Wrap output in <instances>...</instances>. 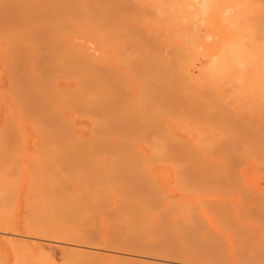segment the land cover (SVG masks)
<instances>
[{
  "label": "bare ground",
  "instance_id": "bare-ground-1",
  "mask_svg": "<svg viewBox=\"0 0 264 264\" xmlns=\"http://www.w3.org/2000/svg\"><path fill=\"white\" fill-rule=\"evenodd\" d=\"M152 1L147 21L131 0H0V231L17 264H57L51 239L65 264L103 263L85 243L102 222L150 264H264V44H248L264 0ZM201 56L225 75L193 77ZM225 92L233 109L210 99ZM25 173L21 235L1 224Z\"/></svg>",
  "mask_w": 264,
  "mask_h": 264
},
{
  "label": "rangeland",
  "instance_id": "rangeland-1",
  "mask_svg": "<svg viewBox=\"0 0 264 264\" xmlns=\"http://www.w3.org/2000/svg\"><path fill=\"white\" fill-rule=\"evenodd\" d=\"M132 1H134V3H133V5L135 4L137 7H142V9H143V11L144 12H148L147 14L149 15V16H151L150 17V19L148 18V15L145 13V16H147L146 18L148 19H146L147 21H149V20H155V19H159V17H161V15L158 13L159 12V10L155 7V5H154V3H153V1L152 0H131V2ZM155 1H157V0H155ZM149 10H151L152 12H153V14H152V12L151 11H149ZM151 12V13H150ZM155 14V15H154ZM157 14V15H156ZM159 14V15H158ZM156 17V18H155ZM140 28V27H139ZM197 29H200L201 30V34H202V36H203V38L207 41V42H212L213 41V39L212 38H208L207 36H208V34L209 33H207V30H206V28H205V25H201V26H199ZM254 31H255V29H253V39H252V42L253 43H251V42H249L248 44H249V46H254L255 44L256 45H263L264 44V39H262L261 37H259V35L256 33L257 31H255V33H254ZM207 35V36H206ZM210 35V34H209ZM207 37V38H206ZM211 37V36H210ZM255 37H257V38H255ZM212 40V41H211ZM255 40V41H254ZM261 40V41H260ZM128 46H130L129 47V50L131 49H134V47H132V44L130 43V42H127L126 43ZM127 45L125 46L126 48H128L127 47ZM130 50V51H131ZM199 63H198V61H196V63L197 64H194V66L193 67H191L190 68V73L192 74V76L193 77H195V78H197L198 76H199V74H200V69L203 67V68H205V67H207V65H208V62H207V59L205 58V57H203V56H201V58L199 57ZM202 60V61H201ZM205 66V67H204ZM197 76V77H196ZM198 79V78H197ZM5 84H4V83ZM8 87V81H7V78L4 76V75H2V77H0V87H3V88H6V87ZM211 93V92H210ZM212 93H214V92H212ZM228 94V93H227ZM211 97L212 98H210V96H209V98L211 99V100H213V98L214 99H219V97H221L222 99H225L226 98V100H224V102H222V101H220V103L222 104H224V105H227V107H229L230 108V105H231V108H232V106H234L233 105V103H232V99L231 98H229V99H231V103L229 104V103H227L226 102V104H225V101H227V100H229L228 98H227V95H226V92H225V94H223V96L222 95H217V94H214V96L213 95H211ZM229 97V96H228ZM221 99V100H222ZM219 101V100H218ZM215 102V104H216V101H214ZM229 104V105H228ZM233 109V108H232ZM264 115V114H263ZM264 117V116H263ZM264 119V118H263ZM26 132L28 133V135H29V139L25 142V147L28 149V150H30V149H32V147H33V144H34V142H33V140H32V137H33V135H34V133L32 132V128L31 127H28L27 129H26ZM177 132H178V134L180 135V134H182V132L181 131H178L177 130ZM28 180H29V178H28V176H27V173H25L24 175H23V177H22V179H21V182H20V189H19V193H18V196H19V194H20V196L18 197V201H17V204H16V208H14V213H12V215H13V217H14V215H15V218H14V220H13V217L11 218H9V220H8V218H6L8 221H6V224L8 223L9 225H10V223L12 224L9 228H8V224L7 225H5V222H3L1 225V227H3L4 228V226H5V228L6 229H8L9 231H16V233H18V234H21V235H26V233H27V231L28 230H26V228H27V226L30 228V225L33 223V218H32V215H31V213H30V210H29V208H27L26 207V205L25 204H28V203H30V199H31V197H30V199H28V200H26L27 198H26V195L28 196V194H27V192L29 191V185L30 184H28ZM24 183V184H23ZM21 190H22V192H21ZM30 195V194H29ZM30 196H32V194L30 195ZM21 199V200H20ZM32 199H33V196H32ZM28 201V202H27ZM35 201V200H34ZM29 207V206H28ZM16 210V211H15ZM18 212V213H17ZM19 214V215H18ZM11 216V215H10ZM17 216V217H16ZM107 222H105V223H101V225H98L97 227H96V231H94V232H98V234H100V236L97 234V233H94V235L93 236H89L90 237V239L88 240H85V243H87V244H89V243H92L93 245H95L94 243H96V245H98V247H100V248H102L103 250L102 251H99L98 252V250L96 251V250H92L91 251V253H94V254H96V255H102L103 257H104V260L105 261H103V263H100V262H96L95 264H104V262H107L108 264H127V262H128V264H150V263H148V261L146 260V259H144L145 257H142V255H145V254H140V255H138L137 257H135L136 255H137V253H139V250L140 249H138L137 247H135V249H133V245H130L129 243H128V245L130 246V247H132V248H130L129 246H127V243H123L122 244V246H121V243H120V245H119V243H117V241H116V238H117V236H116V238H111V237H114L115 235H114V233H111L110 231L108 232V230H109V225L107 226ZM27 225V226H26ZM209 226V225H208ZM97 229H98V231H97ZM209 229L211 230V231H213V232H211L212 233V237H215L214 235H215V233H217L216 232V230L214 229V228H211L210 226H209ZM7 230V231H8ZM0 264H17V262H18V259H19V256L20 255H18L17 256V254L15 255L12 251H14V250H12L11 249V247L8 245V243H7V235L5 234V233H2L1 231H0ZM111 234H113V235H111ZM101 238V241H99V237ZM102 235H105V236H110V239H113V241H112V243L113 242H115L116 244H113V246L115 245V248L112 246V245H110V247H113V248H110L108 245L111 243H106L107 241H110V239L108 238V240H107V237H101ZM98 237V238H97ZM216 237H218V236H216ZM4 238V239H3ZM119 239V238H118ZM53 240V241H52ZM97 240V241H96ZM49 241V244H50V246H51V250L53 251V253H54V255H55V259H56V261H57V264H65V260L63 261V257L64 256H66V253H65V249H68L67 247H66V245H64V243H62V242H56L57 240L56 239H51V240H48ZM32 242V241H31ZM55 242V243H54ZM94 242V243H93ZM111 243V244H112ZM61 244V245H60ZM117 245H118V247H117ZM65 246V247H64ZM116 247H117V249H116ZM120 247H123V248H125V249H123L122 250V248H120ZM106 248V249H105ZM120 248V249H119ZM110 249V250H109ZM112 249H113V251H112ZM85 250V249H84ZM84 250H82V251H84ZM117 250V251H116ZM122 250V251H121ZM134 250L137 252H134ZM86 252H87V250H85ZM118 251H121V252H118ZM88 252H90L89 250H88ZM108 252V253H107ZM110 252V253H109ZM126 252V253H125ZM136 253V255H134ZM125 254V255H124ZM134 255V256H133ZM18 258H17V257ZM67 257V256H66ZM119 258V259H118ZM20 259H21V257H20ZM117 259V260H116ZM120 259H121V263H119L120 262ZM17 260V261H16ZM114 260H116V261H114ZM63 261V262H62ZM69 261V260H68ZM118 261V262H117ZM16 262V263H15ZM19 262H22V260L20 261L19 260ZM70 262V261H69ZM56 263V262H55ZM68 263V262H67ZM72 263V262H71ZM70 263V264H71ZM75 263V262H74ZM77 263H79V262H77ZM82 263V262H81ZM89 264V262H84L83 264ZM107 263H105V264H107ZM18 264H20V263H18ZM22 264V263H21ZM69 264V263H68ZM76 264V263H75ZM80 264V263H79ZM90 264H94V263H90Z\"/></svg>",
  "mask_w": 264,
  "mask_h": 264
},
{
  "label": "clouds",
  "instance_id": "clouds-1",
  "mask_svg": "<svg viewBox=\"0 0 264 264\" xmlns=\"http://www.w3.org/2000/svg\"><path fill=\"white\" fill-rule=\"evenodd\" d=\"M230 10L226 11L225 15H228ZM234 63L235 66L243 69L245 67L244 62L242 59H240L238 56L234 55ZM207 70L210 75L215 77H222L225 75L226 67L221 57L214 56L210 59Z\"/></svg>",
  "mask_w": 264,
  "mask_h": 264
}]
</instances>
